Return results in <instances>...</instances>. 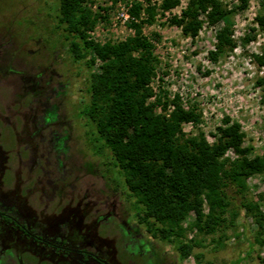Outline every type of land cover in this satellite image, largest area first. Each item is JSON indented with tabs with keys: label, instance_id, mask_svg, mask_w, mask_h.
<instances>
[{
	"label": "rangeland",
	"instance_id": "obj_1",
	"mask_svg": "<svg viewBox=\"0 0 264 264\" xmlns=\"http://www.w3.org/2000/svg\"><path fill=\"white\" fill-rule=\"evenodd\" d=\"M133 1L86 0L83 6L96 19L95 27L88 31L90 37L104 43L133 35L135 30L130 21L121 16ZM221 1L232 10L237 4L233 0ZM188 2L181 0L178 7L165 16L159 14L154 22L143 27L159 60L151 84L154 92L163 99L180 94L186 106H198L202 121L198 125L184 124L187 137L204 135L212 143L217 127L230 116L242 124L245 145H252L254 154L264 155V89L258 84V79L264 76V65L256 58L264 54V30L257 21L264 14V4L262 0H250L247 9L233 10L230 20L236 46L214 61L210 51L215 50V35L223 23L216 26L204 23L197 35L188 36L182 27L169 21V17L182 13ZM57 5L58 0H0V58L8 59L4 69L32 76L44 71L54 76L52 80L46 76L40 87L31 91L30 82L19 74L0 70V112L6 115L0 119V151L2 156L8 155L7 168L1 175L2 191H17L14 196L36 215L45 217L54 212L76 216L84 225L82 231L87 238L110 250V264H234L242 257L241 264H264V245L252 244L258 227L242 206L245 197L234 189H229L233 209L239 212L234 225L204 235L194 226L195 212L186 216L182 225L187 237L200 241L201 246L185 259L180 258L173 243L153 236L139 222L132 208L134 199L128 200L121 186L113 190L116 185L104 158L94 152L90 127L80 114L90 100L89 70L73 61L63 31L56 28ZM98 69L96 64L95 70ZM51 106L54 115L57 108L62 115L61 131L70 134L68 151L67 146L59 145L58 137L52 149L48 127L43 132L44 139L31 138L27 142L24 127L32 134L33 124L41 126L51 121ZM157 109L160 111V107ZM33 115L38 116L37 121H33ZM22 136L25 140L20 143ZM35 153L43 165L37 169L35 166L32 172ZM22 156L27 161L23 173ZM228 157L235 155L229 151ZM46 182L53 184L50 189ZM248 187L246 199H256L264 211V172L250 177ZM227 217H231V212ZM72 226L77 232L74 221ZM58 259L51 250L26 240L18 241L12 232L0 228V264H74L66 260L58 263Z\"/></svg>",
	"mask_w": 264,
	"mask_h": 264
},
{
	"label": "trees",
	"instance_id": "obj_2",
	"mask_svg": "<svg viewBox=\"0 0 264 264\" xmlns=\"http://www.w3.org/2000/svg\"><path fill=\"white\" fill-rule=\"evenodd\" d=\"M85 1L58 0L56 28L63 31L73 61L89 70L90 100L80 114L90 127L94 152L104 158L116 185L113 190L121 186L126 198L134 199L132 208L139 222L153 236L173 243L180 258L185 259L201 246L200 241L187 237L182 225L186 216L195 212L194 226L204 235L234 225L239 215L229 193V189H234L245 197L242 206L258 227L252 244L264 245V211L256 199H246L248 179L264 172V155L254 154V147L245 145L242 124L230 116L217 127L212 143L204 135L187 137L184 124L198 125L202 121L198 106H186L180 94L163 99L151 85L159 60L143 27L159 14L165 16L178 7L181 0L133 1L128 11L134 34L104 43L88 34L96 19L83 6ZM233 1L237 2L233 10H245L250 3ZM233 10L221 0H189L182 13L169 17V21L182 27L188 36L197 35L204 23H223L215 35V50L210 51L216 61L236 46L230 20ZM257 21L264 30V14ZM256 58L264 65V54ZM258 84L264 89V76ZM229 151L234 158L228 157ZM242 260L243 257L234 264H241Z\"/></svg>",
	"mask_w": 264,
	"mask_h": 264
},
{
	"label": "flooded vegetation",
	"instance_id": "obj_3",
	"mask_svg": "<svg viewBox=\"0 0 264 264\" xmlns=\"http://www.w3.org/2000/svg\"><path fill=\"white\" fill-rule=\"evenodd\" d=\"M7 57L2 56L0 58V70L8 73H17L20 75L22 79H24L27 83L30 82L31 86L28 88L33 91L40 87V82H43L45 77H49L51 80L54 79L53 75L45 74L44 71L38 72L36 75H29L25 72L14 71V69H4L5 65H7ZM13 67V65H11ZM45 74V75H44ZM49 83V80H48ZM40 92V91H39ZM53 106H51V115L52 120L49 122L43 123V125L39 126L38 124H33L32 134H29V130H26L24 127V132L26 131V138H28L27 142L32 141L31 138L35 141L40 137L45 138L43 132L46 130V127L51 129L52 137L49 139V144L52 149L56 144V138L58 137L59 145L67 146L68 151V140L70 139V134L67 132H62L61 128V119L62 115L59 112V108H57L56 115L52 112ZM3 115L0 112V119H4ZM33 121H37L38 116L33 115ZM29 127V126H28ZM56 127V128H54ZM31 135V136H30ZM34 137V138H33ZM25 136H22L20 143L24 142ZM33 151V150H32ZM35 152V151H33ZM60 154H64V152L58 151ZM36 154V153H35ZM34 165L31 167L32 172L36 166L41 167V161L36 156H32ZM8 155L2 156V152L0 151V185H3L1 175L4 173V170L7 168ZM26 159L24 156L20 159V168L21 173H23L22 168H25ZM45 168V167H44ZM58 168V165H57ZM38 180L40 181V176H38ZM38 182H35L36 184ZM41 183V182H40ZM49 185V186H48ZM53 184L50 182H46V186L48 189ZM45 189V185L44 188ZM67 189H64L63 193H66ZM17 191H12L10 193H4L0 187V228H4L9 232H12L15 239L26 240L29 244H34L37 247H42L44 250H51L56 257H58V263L65 260L68 263L74 264H110L111 256L110 250L104 247L101 243L97 242L94 239H88L87 236L83 233L82 228L84 225L82 222L80 223L76 216L72 218V216L62 215L61 213H54L53 215H40L36 213H31L25 208V204L18 200V197L14 195ZM17 196V194H16ZM52 197H50L51 199ZM43 216V217H42ZM48 216V217H47ZM73 221L74 225H76L78 231H73ZM79 247V249L77 248ZM61 260V261H60Z\"/></svg>",
	"mask_w": 264,
	"mask_h": 264
},
{
	"label": "built area",
	"instance_id": "obj_4",
	"mask_svg": "<svg viewBox=\"0 0 264 264\" xmlns=\"http://www.w3.org/2000/svg\"><path fill=\"white\" fill-rule=\"evenodd\" d=\"M129 6L127 7V9L124 12L121 13V16L124 19V21H130V14H129V11H128Z\"/></svg>",
	"mask_w": 264,
	"mask_h": 264
}]
</instances>
